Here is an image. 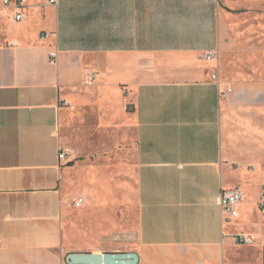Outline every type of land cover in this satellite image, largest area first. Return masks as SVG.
Instances as JSON below:
<instances>
[{
    "label": "crops",
    "instance_id": "obj_1",
    "mask_svg": "<svg viewBox=\"0 0 264 264\" xmlns=\"http://www.w3.org/2000/svg\"><path fill=\"white\" fill-rule=\"evenodd\" d=\"M48 1L27 0L20 22L0 8V264L81 252L63 230L83 198L69 189L60 122L86 108L113 145L134 133L137 264H264V25L248 13L264 5ZM234 188L243 201L225 222L220 193Z\"/></svg>",
    "mask_w": 264,
    "mask_h": 264
},
{
    "label": "rangeland",
    "instance_id": "obj_2",
    "mask_svg": "<svg viewBox=\"0 0 264 264\" xmlns=\"http://www.w3.org/2000/svg\"><path fill=\"white\" fill-rule=\"evenodd\" d=\"M227 1L264 5V0ZM248 13L264 25V10ZM126 97L123 104L129 113ZM85 110L79 121L69 115L60 122L62 147L68 152L64 167L69 170V189L84 200L81 208H72L63 220L67 247L80 253L105 254L114 249L128 253L135 246L137 227L134 133L128 129L113 145L110 132L100 133L99 110Z\"/></svg>",
    "mask_w": 264,
    "mask_h": 264
},
{
    "label": "built area",
    "instance_id": "obj_3",
    "mask_svg": "<svg viewBox=\"0 0 264 264\" xmlns=\"http://www.w3.org/2000/svg\"><path fill=\"white\" fill-rule=\"evenodd\" d=\"M27 0H2L0 2V8L10 9L13 13V19L16 22H20L24 18V9L26 6ZM50 5H55L56 0H49ZM217 55L216 52H206L202 56L205 60H210ZM56 59V53H50V63H54ZM95 74L91 71L85 73L84 84H90L94 80ZM216 75H212V79L216 80ZM230 91V89H228ZM66 153L64 150L60 151L58 154L59 160H64ZM243 201V194L238 188L234 189H222L219 198V205L222 212V218L225 222H230L233 219L237 218L238 211L237 207ZM83 205V200L81 198L73 202L74 208H79ZM259 209L264 216V179H263V192L259 198ZM234 242L242 246H252L255 244L256 240L253 236L247 234H239L234 237Z\"/></svg>",
    "mask_w": 264,
    "mask_h": 264
},
{
    "label": "water",
    "instance_id": "obj_4",
    "mask_svg": "<svg viewBox=\"0 0 264 264\" xmlns=\"http://www.w3.org/2000/svg\"><path fill=\"white\" fill-rule=\"evenodd\" d=\"M135 253H71L65 257V264H137Z\"/></svg>",
    "mask_w": 264,
    "mask_h": 264
}]
</instances>
